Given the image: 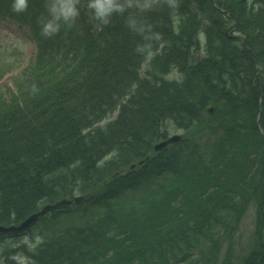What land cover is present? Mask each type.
<instances>
[{
  "label": "trees",
  "instance_id": "1",
  "mask_svg": "<svg viewBox=\"0 0 264 264\" xmlns=\"http://www.w3.org/2000/svg\"><path fill=\"white\" fill-rule=\"evenodd\" d=\"M110 2L104 22L89 0H0L38 45L0 91V226L85 197L0 233V264H264V0ZM63 3L77 15L44 35ZM144 186L154 195L120 203Z\"/></svg>",
  "mask_w": 264,
  "mask_h": 264
},
{
  "label": "rangeland",
  "instance_id": "2",
  "mask_svg": "<svg viewBox=\"0 0 264 264\" xmlns=\"http://www.w3.org/2000/svg\"><path fill=\"white\" fill-rule=\"evenodd\" d=\"M37 55L36 42L29 30L8 16L0 14V75H3L0 80V91L13 88L14 84L11 79L30 67ZM177 133L182 134V132L173 134ZM153 192V186H144L129 191L120 203L128 206L140 201L144 196H153L154 194L151 195ZM255 222L256 208L251 205L237 235L235 252L240 257L237 261L243 259L250 251Z\"/></svg>",
  "mask_w": 264,
  "mask_h": 264
},
{
  "label": "clouds",
  "instance_id": "3",
  "mask_svg": "<svg viewBox=\"0 0 264 264\" xmlns=\"http://www.w3.org/2000/svg\"><path fill=\"white\" fill-rule=\"evenodd\" d=\"M28 0H12V9L15 12L24 11L27 8ZM88 7L93 11L94 16L107 22V17L113 12L121 9L118 3L110 0H89ZM77 9L74 5L63 3L53 5L50 9L52 18L43 23L42 33L46 36L52 35L59 30V21L65 22L73 19L77 15ZM42 242V237L36 235L34 238L25 237L24 243L31 250L36 248ZM18 264H28L27 257H16Z\"/></svg>",
  "mask_w": 264,
  "mask_h": 264
},
{
  "label": "water",
  "instance_id": "4",
  "mask_svg": "<svg viewBox=\"0 0 264 264\" xmlns=\"http://www.w3.org/2000/svg\"><path fill=\"white\" fill-rule=\"evenodd\" d=\"M208 112L213 113L214 109L210 108L208 110ZM181 140H182L181 135H174V136L169 137L167 140L157 144L154 149H155V151H161V150L165 149L166 147H168L169 145L178 143ZM83 199H84L83 197H78V198H75L73 201L62 200V201H60L54 205H47L42 210H40L39 212L31 215L28 219H26L19 226H12L9 228L0 226V233H11V232L15 233V232L24 231V230L28 229L33 223L37 222L41 216H43L47 212L51 211L52 209H56V208L64 206V205H69V204H72L74 202L79 203Z\"/></svg>",
  "mask_w": 264,
  "mask_h": 264
}]
</instances>
